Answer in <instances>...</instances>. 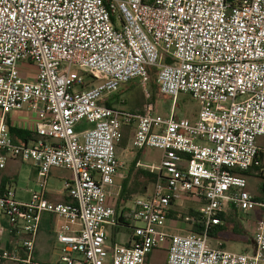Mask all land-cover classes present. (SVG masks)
<instances>
[{"label": "built area", "instance_id": "1", "mask_svg": "<svg viewBox=\"0 0 264 264\" xmlns=\"http://www.w3.org/2000/svg\"><path fill=\"white\" fill-rule=\"evenodd\" d=\"M22 64L35 67L33 81ZM151 71L161 95L201 103L195 121L163 116L149 102L139 113L103 104L132 81L145 86ZM0 110L37 118L29 145L0 124V170L20 160L43 179L27 202L13 187L0 190V262L34 264L48 213L61 220L60 264H146L160 248L168 264H264V215L253 254L215 249L209 236L230 206L264 209L242 175L264 176V0H0ZM82 121L91 126L77 129ZM125 128L132 150L162 153L158 163H138L155 182L127 207L126 224L115 191ZM53 169L72 174L68 204L47 199ZM184 199L201 205L199 220L179 213ZM171 213L187 233L169 232ZM107 227L130 229L132 242L110 245Z\"/></svg>", "mask_w": 264, "mask_h": 264}, {"label": "crops", "instance_id": "2", "mask_svg": "<svg viewBox=\"0 0 264 264\" xmlns=\"http://www.w3.org/2000/svg\"><path fill=\"white\" fill-rule=\"evenodd\" d=\"M30 65V64H29ZM32 66V65H31ZM35 68V67H34ZM21 73L22 67H21ZM36 73V70H35ZM26 80H34L33 77H25ZM123 100V97H119V95L113 94L110 98H106L103 101V104L106 105V102L112 104L111 107L120 108L118 105L120 101ZM6 122L10 128L12 137L14 138L16 143L19 144H31L33 140L36 138V125L37 118L36 116L27 111L21 110L16 111L9 114H4L3 111L0 110V124L2 122ZM127 129V130H126ZM132 136L133 129L125 128L124 129V138L122 143H120L117 147V156L123 163V168L121 170V177L117 179V190L116 193L122 194V192L126 189L125 185L127 184V188L130 190V186L135 189L138 185L137 183H129L128 179H123L128 171L130 173L133 167L138 168V163L142 165L153 164L156 162H144V155L146 150L134 151L132 150ZM258 147L260 149V159L263 163L264 167V138L258 139ZM122 149V151H121ZM120 150V151H119ZM119 151V153H118ZM162 155V153H161ZM161 158V157H160ZM158 163V162H157ZM64 169H53L47 179V199L53 203H62L68 204L71 200L67 197L65 192V182L69 180L72 176L64 175L59 173ZM140 170H145L140 169ZM147 171V170H145ZM125 174V175H124ZM242 175L247 179L248 187L247 190L249 193V178L256 177L261 179L260 191L263 196H259L258 194L251 193L256 201L259 203H264V177L258 172L256 169H250L246 172H242ZM56 179L61 181L64 184L63 193H57L54 189H50V185H52L53 180ZM42 178L39 176L38 169L32 165L31 163L22 162L20 160H9L5 169L0 170V190H4L9 187H14V185H19L21 188L20 191L31 194L36 192L30 189V185H33L36 188H40L41 190V182ZM39 190V191H40ZM133 190V189H131ZM16 192V198L18 201V191ZM139 196H135L132 200H125L126 202L123 204L130 203L131 201ZM30 200V199H29ZM24 202V201H23ZM126 205V207H128ZM186 206V205H185ZM184 206V207H185ZM193 207V206H192ZM191 210L199 211L198 208L195 207ZM175 214V213H174ZM264 215V209L262 207H257L254 210L243 212L234 206L228 207L223 212V220L221 226L223 227V231L216 237H210V243L215 249H224L233 253L239 254H253L256 252V242L255 238L259 231V227L261 225L262 219ZM185 216V215H184ZM187 216H192L188 214ZM175 216H171L168 230L171 233H187L190 229V225L177 222ZM186 217V216H185ZM0 223L7 226V221L4 217H0ZM61 224V220L51 214L45 213L42 215L40 229L35 240V250L33 252V262L34 264H55V251L56 248L60 245L57 242L56 235L59 230ZM127 230L128 237L125 241L116 242L112 240L113 244H130L132 242V232L128 228H112V231L115 233ZM60 250V249H59ZM20 255L22 258H26L27 254L21 250ZM0 264H16L11 261L0 262ZM146 264H168V252L165 248L156 249L153 251Z\"/></svg>", "mask_w": 264, "mask_h": 264}, {"label": "rangeland", "instance_id": "3", "mask_svg": "<svg viewBox=\"0 0 264 264\" xmlns=\"http://www.w3.org/2000/svg\"><path fill=\"white\" fill-rule=\"evenodd\" d=\"M22 77H33L35 75V68L29 64H22ZM74 71L79 72L78 68H74ZM32 81V80H30ZM119 97H123V100L118 102L119 107L123 110L130 111L133 113H139L143 110L146 103H153L157 109V111L163 116H170L171 114L177 116L180 119H187L190 121H195L197 115L201 108V103L198 100H195L190 94H181L176 101H173L171 98L165 97L159 93L158 85L156 83V79L152 78L145 86L138 81H132L128 85H125L118 93ZM107 96V98H110ZM106 99V98H105ZM91 125L87 121H82L77 129H85L89 128ZM127 130V129H126ZM122 143V142H121ZM120 151V150H119ZM118 151V153H119ZM122 151V149H121ZM144 162H159L161 157V151L156 149H147L145 151ZM143 169L141 167H133L128 174L123 179H128L129 183H137L138 185L134 188L130 186L131 194L128 195V198L132 200L135 196H146L152 192L153 183L145 177H142L138 174V170ZM59 173L72 176L71 172L67 170H61ZM52 185H50V189H54L57 193H63L64 184L56 179H52ZM261 179L256 177L249 178V190L251 193L258 194L259 196H263L260 191ZM29 190H33L39 192L40 188H36L33 183L30 185ZM18 191V199L24 202L29 201L31 198V194H27L20 191L19 185H14L13 187ZM133 189V190H131ZM117 188L115 189V191ZM41 191V190H40ZM128 199V200H129ZM185 207L179 208V213L181 215L187 216L191 209L195 207L200 209L201 205L191 199H184ZM123 204V203H122ZM121 205V204H120ZM127 205V204H123ZM132 201L128 203L127 206H131ZM193 206V207H192ZM107 233L109 237V244L112 243V240L116 242L125 241L128 237V231L122 229L123 231L117 232L114 235L111 227H107ZM60 247L58 246L55 251V264H60Z\"/></svg>", "mask_w": 264, "mask_h": 264}, {"label": "trees", "instance_id": "4", "mask_svg": "<svg viewBox=\"0 0 264 264\" xmlns=\"http://www.w3.org/2000/svg\"><path fill=\"white\" fill-rule=\"evenodd\" d=\"M150 74H151V79L152 78L156 79V72L155 71H151ZM106 106L111 107L112 104H110L109 102H106ZM138 174L140 176H142V177H145V178L149 179L151 181V183L154 184L155 176L153 174H151L150 172L145 171V170H138ZM125 187H126V189L118 197V200L116 202V209H117L118 213L122 214V217L120 218L121 222L126 224L127 223V220H126L127 216L126 215H127L128 211H129V209L126 207V205H123L122 203H125L126 202L125 200H128V195H130L131 192L127 188V184L125 185ZM263 190H264V187H263ZM189 214L192 215L196 220H199L201 218L200 212H196L194 210H191ZM174 215H175L174 213H171V216H174ZM219 217H220L221 220H223V218H224L223 213L220 214ZM195 227H196L197 231L201 232L202 228H203V225L196 224ZM223 230L224 229H223V227L221 225L215 226V227H213L211 229V231L209 233V236L213 237V238H216Z\"/></svg>", "mask_w": 264, "mask_h": 264}, {"label": "water", "instance_id": "5", "mask_svg": "<svg viewBox=\"0 0 264 264\" xmlns=\"http://www.w3.org/2000/svg\"><path fill=\"white\" fill-rule=\"evenodd\" d=\"M229 2H233V1H236V0H228Z\"/></svg>", "mask_w": 264, "mask_h": 264}]
</instances>
